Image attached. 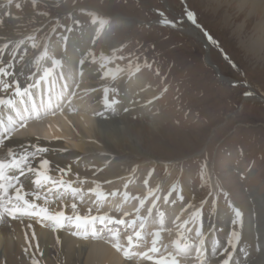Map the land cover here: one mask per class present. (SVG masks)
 Here are the masks:
<instances>
[{
	"label": "rangeland",
	"instance_id": "obj_1",
	"mask_svg": "<svg viewBox=\"0 0 264 264\" xmlns=\"http://www.w3.org/2000/svg\"><path fill=\"white\" fill-rule=\"evenodd\" d=\"M56 2L57 0H38L37 7L34 9L32 2L29 3L28 0H14L8 8L14 17L25 20V33L31 31L32 35L43 39L51 31L52 26L59 22L60 25L73 27V31L69 33L74 39L72 42L82 41L86 46L90 37L88 29L93 26L89 18L73 8V0H59L60 6L54 7L53 4ZM15 3H20L22 8L17 9ZM77 3L88 9L99 11L105 17L112 15L113 17L109 20L119 18L122 21L112 29L105 30L106 34L103 35L106 41L100 44L102 49H99V43L92 42V44H95L100 52L110 51L111 47L120 48L123 44L124 50L117 52L116 55L122 54L125 59L114 60L109 67L115 69L119 65L125 71L114 80L117 85L112 80L110 83L107 82V85H113L116 89L122 82L121 78L125 76L122 87L110 94H113L117 101L120 100L118 102L127 103V108L134 107L131 104L136 102L142 105L140 109L134 110L133 115H129V121L133 123V132L141 128L143 130V152L135 156L129 154V157L124 155L123 159L113 161L115 166L124 167L125 171H128L127 175L122 177V174L118 180L114 179L116 182L110 179L113 180L111 184L103 183L104 180L99 179L97 183H102H99L100 190L108 193L117 188L120 191L127 190L132 195H143L146 191L143 180L149 172H152L150 186L160 185L157 195L167 194L175 185L177 192L183 195L185 204L190 202L196 208H201V201L204 202L200 220L208 235L206 240L209 238L210 248L211 242L219 235L222 242H227L234 229L241 234L242 247L245 243L242 240H246L245 235L251 234L250 238H254L259 227L264 224L263 219L261 220L263 224L259 223L256 214L259 212L264 215V205L260 204L262 209L252 212L243 211L250 205L260 206L258 203L260 200L264 204V61L247 53L243 38L241 39L234 32L244 21H238L236 25L234 24L235 26L225 23L228 20L227 13L219 12V8L222 4L227 5L229 3L227 0H77ZM186 10L194 14L197 24L200 25L199 28L187 19ZM37 12H47L48 15H37ZM69 12L81 21L80 26L72 25V21L67 16ZM160 12L164 13V19L173 21L179 30H173L174 34L168 32L167 29H173V26L160 23L162 19L159 16ZM149 23H153L154 26L148 27L146 31L139 26ZM133 25H135L132 30L135 32V38L129 41V30ZM88 26L90 27L87 28ZM189 26L194 28L189 30ZM206 27L213 33L210 36L216 41L215 45L204 35V32H207ZM116 30L119 31L117 34ZM247 35L243 36L247 37ZM127 41L131 42V45L127 46ZM202 42H205L206 48ZM218 43L221 45L219 46ZM231 56L236 60L237 68L230 61ZM205 57L208 61L206 64ZM129 59L132 61L131 66L128 65ZM146 62L150 67L145 66ZM137 64L141 69L139 72L152 78L153 83L143 79L139 73L129 75L135 72ZM242 74L246 76L242 77ZM218 75L222 77L218 78ZM84 79H88L85 73ZM88 80L87 82L83 80L85 85H81L82 88L90 85ZM88 82L89 84L86 85ZM229 82L233 85H228ZM102 84L105 85L106 82ZM102 84L94 87L102 90ZM164 87L169 89L165 98L153 99L158 97V93ZM246 92H250L251 95H245ZM95 93L97 92L84 96L82 99V102H85L84 110L75 114L79 112L91 114L96 107L93 103ZM130 93L132 96L128 100ZM148 101L151 103L149 104ZM76 106L82 107L79 101L76 102ZM141 111H143L142 117ZM71 114H68L69 117ZM45 120L48 121L44 119L43 122H46ZM152 126L158 127V131L151 129ZM178 134L184 136L183 140H178L180 139L177 137ZM25 136L26 134L23 135ZM42 137L49 138L45 135ZM56 140L50 138L49 144H54L57 151L60 149L55 142L62 143L68 151H75L78 148L75 135L62 136L61 139ZM12 141L16 142V140ZM47 148V153H52L59 161L57 167L68 169L64 167L67 165V160L57 155L51 149L52 147L47 146ZM202 170L206 173L204 180L201 179ZM84 179L86 182L83 185L88 188L81 196L82 200L89 204L85 209L78 204L76 211L88 213L89 209L96 206L93 203L90 204L93 199H96L95 195L88 192V189L95 185L92 184V177L86 176ZM129 181H131L130 187L121 189L123 188L121 185ZM77 185L78 182L74 183V187ZM64 195H70V197L63 198V204L60 207L73 212L71 205L75 197L70 193ZM172 199H176L175 193L170 197V200ZM161 202H159L161 210L164 209L169 218L178 214L181 204L184 203L177 200L175 205L170 206ZM104 205L105 203H101V207ZM235 208L242 212L241 222L236 225L233 224L236 219ZM194 210L195 208L190 209V211ZM187 215V213L184 214L185 218ZM212 218H216L217 225L215 224L213 229L209 230L206 223L209 225ZM168 237L165 234L164 242L167 239L170 240ZM260 247H264L262 243ZM192 257H195L194 251L184 258L187 259V263H191ZM184 258L181 264L186 260ZM192 264H195L194 260Z\"/></svg>",
	"mask_w": 264,
	"mask_h": 264
},
{
	"label": "snow or ice",
	"instance_id": "obj_2",
	"mask_svg": "<svg viewBox=\"0 0 264 264\" xmlns=\"http://www.w3.org/2000/svg\"><path fill=\"white\" fill-rule=\"evenodd\" d=\"M32 6L37 7L38 0H31ZM8 5H12L14 0H7ZM54 7H59V0L53 4ZM3 7V5H0ZM17 9H21L20 3H15ZM73 8L78 10L79 13L87 16L90 23L94 26L96 36H99L105 27L109 24V18L94 9H88L80 6L77 0H73ZM37 15H48L47 12H37ZM187 19L190 20L197 28L200 27L196 22V18L191 11H185ZM3 17H14L10 11L2 13ZM68 19L72 21L73 26H80L81 21L74 17L72 12L67 14ZM159 16L162 18L160 23L163 25L175 26L173 21L164 19V13L160 12ZM4 20L0 18V26H3ZM62 29V31H58ZM39 31V29H37ZM73 27L69 25H60L59 22L53 25L51 31L44 37L43 44H38L34 35H26L19 39L0 35V55L5 52L10 56L7 64L0 61V106L4 109H10L11 113L6 118H0V150L3 155H0V222H6L7 219L18 220L21 217L37 218L36 223L44 225L45 221H50L56 228L65 226V222L72 226L74 229L71 235L84 239V240H104L109 246L117 253L122 254L124 260L131 264L135 261L136 264H181V260L187 257L190 252H195L196 264H210V260L217 259V264H248L243 259H238L239 256L247 257L248 253L243 247H238L241 234L238 230H233L225 245H221L219 241L213 240L211 242V256L208 255V241L206 240V232L200 220L201 208L203 201H201V208H196L193 204L182 203L179 213L173 218H169L166 212L161 210L160 201L166 205H175L177 200L183 202L184 197L177 192L175 185H173L167 194L161 196L157 195L160 185L156 187L150 186V177L152 172H149L147 177L144 178L143 184L146 191L143 195H132L129 191H120L119 189L104 193L100 190V185L96 180L92 181L95 185L88 189V192L94 194L96 199L93 204L96 205V214H92V209L85 215H80L76 212L77 205H71L73 215L68 216L64 211L50 212L48 207L44 206L50 203L49 196L55 195L60 199L64 194L70 193L73 197L80 196L83 191L82 187H73V183L78 182L83 185L86 181L79 177L77 174V181H66L63 177L66 176L71 169L59 168L61 174L59 179H53L49 175V161L41 157L39 167H33L30 163L31 158L40 156L41 153L48 151L47 147H43L38 143H32L29 146L33 149L28 151V147L20 153L13 151L12 148L7 147L6 142L9 141L14 133L27 127L29 120H38L42 116L52 115L55 116L57 112L64 114L65 109L69 113H77L79 109L74 105V100L83 99L91 93L97 92L95 87H81L84 80V71L87 64L98 65L99 79L116 80L117 76L125 71L119 65L115 69L109 67L114 60H124V56H117L116 53L120 52L123 48L112 47L111 55L105 54L103 51L97 53L94 49H89L83 53L78 62L73 65L71 72L65 73L61 71L56 80L49 81V77L53 75L54 70L59 66L63 67V61L57 59L54 55L50 56L48 49L53 43V34L57 41L66 45L68 35L71 33ZM204 35L208 40L215 45L216 41L207 33ZM95 40V38H94ZM27 42H31L32 48H41L36 62L47 59L50 61V67L43 69V73L38 78L34 79L27 87H21L20 84L12 79L7 78L12 76L13 73L9 71L13 67L12 61L19 55V61H23L27 54V49L22 48ZM128 65H132V61L128 60ZM146 67L150 65L145 63ZM140 66H135V72L129 75H135L140 71ZM35 75V74H34ZM31 79V77H30ZM62 82V83H58ZM42 84H47L48 87L42 88ZM103 104L105 110L111 108L112 105L118 101L111 92L116 89L110 85H103ZM32 89H38L40 92V100L37 103L36 95ZM58 89V90H57ZM166 91V89H165ZM83 93V96L81 95ZM245 95H251L246 92ZM158 97H153L157 99ZM151 103V101H148ZM125 111H128L125 108ZM102 111L93 110L90 114L93 121L103 117ZM83 127H90L85 117L81 116ZM71 124V122H70ZM73 131L79 136L80 132L72 125ZM39 140V137L35 138ZM59 139V137H53ZM95 142V141H93ZM99 171V170H98ZM133 172L135 169L132 170ZM26 173H32L34 179L32 181L35 186L33 191H25L20 177ZM95 175V173H93ZM206 173L202 170L201 179L204 180ZM123 179V178H121ZM210 179V177L208 178ZM104 183L111 184V180H105ZM129 182L123 184L124 189H128ZM173 193L176 194V199L170 200ZM211 195V193H209ZM31 197V198H28ZM109 197H119V203L116 204L114 211L119 215H112L109 212H101L100 205L103 202L109 201ZM83 199L82 196H80ZM43 200L44 205L37 203ZM135 203H132V202ZM131 203V208H126L125 205ZM231 206V205H230ZM195 208L194 211L190 209ZM187 213V218L184 214ZM235 220L233 224H239L242 218V212L234 209ZM97 225L101 227L98 229ZM29 229L32 224L27 225ZM167 234L170 237L168 243L164 242V236ZM174 235V238H172ZM25 239H28L27 234ZM31 239L36 240V233H31ZM59 243V238H57ZM35 250L39 251V244L35 246ZM264 252V249H258ZM28 251L27 248L24 249ZM32 264H40V261L35 257L32 258ZM264 264V261H261Z\"/></svg>",
	"mask_w": 264,
	"mask_h": 264
},
{
	"label": "bare ground",
	"instance_id": "obj_3",
	"mask_svg": "<svg viewBox=\"0 0 264 264\" xmlns=\"http://www.w3.org/2000/svg\"><path fill=\"white\" fill-rule=\"evenodd\" d=\"M228 1L229 3L227 5L222 4V6L219 8V12L224 11L227 13L226 18L228 20H226L225 23L229 25L231 24L236 25L238 21L243 20L244 21L243 24L239 26L238 30H234V32H236V34L240 36L241 39L243 38L242 40L244 43V48L247 53L254 55L255 57L264 61V0H227V2ZM0 5H3V7H0V18L4 20L3 26H0V35L12 37L14 39H19L26 35H32L31 31H29L30 33H28V31L26 33L24 32L26 29V24L24 22L25 20L22 21L21 19H13L10 17L2 16L3 12L9 11L7 0H0ZM120 22L122 23V21L119 18L110 20L109 24L105 27V29L101 32L99 36H96V33L94 31V26H91L88 29L90 37L86 45L87 47L84 45L85 42L83 43L82 41H79L78 43L77 41H74L71 46H68L67 56L68 58L70 57L67 60L68 65L73 67V65L78 62L82 54L89 49H94L97 53H99L100 50L96 48V46L92 45V42H94L95 44L99 43V45L103 44L106 41V38L103 35V34H106L105 30L109 28L112 29L113 26H115L116 24H119ZM193 28L194 27L192 26L188 27L189 30ZM23 32L24 34H22ZM244 34H248L247 37H244L243 36ZM196 35L198 36V34ZM69 36H70V42H72V40L74 39L71 38L72 35H69ZM129 41H131V39ZM22 48L27 49V54L25 55L23 61H19V55L16 57L15 60L12 61L13 67L9 69V71H11L13 75L7 78L9 81L12 79L16 80L20 84L21 87H23L30 81V77L32 76V73L35 67V62L37 59V55L35 54L37 48L35 49L32 48L31 42L26 41V44L22 46ZM104 53L107 55H111V50L104 51ZM10 59L11 58L7 54V52H5L3 55H0V61H3L4 64H7ZM97 69H98V65L89 63L85 66L84 72L87 74V78L90 80L91 87L98 86L105 82L107 84V82L111 81V80L101 81L99 79L100 73H98ZM63 72L68 73V72H71V70H69L68 68H63ZM87 80L84 79V81L86 82ZM120 81L122 82L119 84L118 86L119 88L122 87V85L125 83V77H122ZM134 81H135L134 83H136L135 79ZM88 84L89 82L86 83V85ZM84 85H85V82L82 84V86ZM111 87H113V85ZM82 96H83V93H82ZM131 96L132 94L130 93V95L127 97L128 100ZM94 97L95 98L93 99V101L95 102L94 106H96L95 107L96 111H102L104 113L103 117L98 118L95 122L91 119L90 114L88 115L85 112H84L85 114H83L82 112H79L78 114H75L73 116L71 114L70 117L69 115L65 114V115L59 116L58 118H49V120L46 123H42V124L37 123V124H33L27 127L28 134L32 135V138H29V137L22 138L21 136L16 135L17 136L16 138L15 137L11 138L9 141L6 142L7 147H10L13 149V151L20 153L24 150L25 147H28V151H32L33 149L29 146L32 143H38L39 145L43 147L50 146L52 147L51 149L57 155L63 158V160L64 159L67 160L66 162L67 165H64V167L65 168L68 167L71 169L70 173L75 175V179H77V174H79L80 178L84 179V177L90 176L92 177L93 180H96V181H98L99 179H102L104 181L110 180V179L118 180L122 174H123L122 177H124L125 175H127L126 173L128 171L126 172L125 171L126 169L124 167H119L118 165L115 166V164H113L114 163L113 161L123 159L124 155L128 156L130 154V155L135 156L143 152L142 151L143 150V146H142V140H143L142 131L143 130L141 128V130L133 132L132 131L133 123L129 121V117H130L129 115H133L134 110L140 109L142 105L136 102V103L131 104V105H134V107L130 106L129 108H127L128 107L127 103H124L121 105L116 103L112 105L111 108L105 110L104 104H103V89ZM128 100L127 102L129 103ZM77 101H79V103H82V99H77L76 102ZM86 104H88V102H86ZM2 108L3 107L0 106V110ZM125 108H127L128 111H125ZM9 114H11L10 109L3 108V110L0 111V116H4L5 118ZM142 114H143V111H141V117L143 116ZM81 116L85 117V120H87L90 127L88 128L83 127ZM72 125H74L76 127V130L80 132L79 136H77L76 132L73 131ZM151 129L153 130L155 129V131H158V127L156 126H152ZM203 129L205 130V128ZM70 134L75 135V140L77 141L76 146L78 148L75 151H70V150L68 151L66 150V147L62 145V143L55 142L56 146H58L59 149L61 150V151L59 150L60 151L59 152L57 151V148L55 147L54 144H49L50 138L59 137V139H61L62 136L68 137ZM42 135L48 136L49 138H44L42 137ZM36 137H39L40 139L36 140L35 139ZM177 137L180 138L178 139L180 141L181 139L183 140L184 136L183 135L179 136L178 134ZM59 139H57L56 141H58ZM12 140H16V142ZM172 142L173 141H171V143ZM72 145H75V144H72ZM0 154L3 155L2 150H0ZM41 157L44 159H47L50 162L49 163V169H50L49 174L52 175L53 178L59 179L61 177V174L58 171L59 168L57 167L59 166L58 165L59 161L57 160V158H55V156L52 153H47V152L41 153L40 156L31 158L30 162L32 166L38 168L40 165ZM93 173H95V175H93ZM29 180H31L30 174H27L26 176H24L23 181H29ZM99 183L102 184L101 182ZM121 186H123V184ZM79 187H82L83 190L85 189L84 185H79ZM114 189H117V188H114ZM121 189H124V188L121 187ZM119 199H120L119 197L117 198L109 197V201L105 202L106 206L105 205L104 206L107 207L109 210H113L112 215H117V216L119 215V213L114 211L116 204L119 203ZM184 203H185V199H184ZM258 203L259 205L260 204L262 206L264 205L261 200L258 201ZM51 204L53 207H55L57 203L53 201L51 202ZM75 204L78 205L77 202ZM79 205L82 209H85L86 207V203L82 201L79 202ZM261 205L260 206L250 205L247 209H244L243 211L252 212L253 210H259V209H262ZM128 208L130 209L131 205H129ZM93 211L96 212V206L93 208ZM167 211L169 210L167 209ZM256 214H257V220H259V223L261 222L262 219L264 222V215H261L259 212ZM215 222H216V218L215 219L212 218L210 220L209 225H207L206 223L207 229L209 228L210 230V228L215 226L216 224ZM29 223L31 222L16 221L13 223L11 228H8L6 225L0 224V264H32L33 257L38 259L40 261V264H128V262L124 261L123 258L119 255V253L112 250V248L109 245H106L102 242L90 244L88 243V240L80 239V238H77L71 235L69 233L70 226L65 227L62 232H59L57 230H54L53 227L47 226L48 222H45L46 228L38 227L34 223H31L32 224L31 229L27 227ZM261 224L263 223L261 222ZM33 231H35L36 233V237H37L36 240L31 239V233ZM259 231L264 232V224L263 226L259 227ZM26 234L28 236L27 240L25 239ZM245 237L247 238V235H245ZM57 238H59V243H57ZM221 239L222 238H220V235H219L217 240L219 241L221 245H225L226 242H222ZM262 239L263 240H261L262 241L261 243L264 246V238ZM207 241L209 243V238H207ZM242 241L245 242L244 239ZM37 243L39 244L38 252L35 250V246ZM245 245H246V242L243 243L242 247H245ZM238 247H241L240 242H239ZM25 248L28 249L27 252L24 251ZM260 249H264V247L263 248L260 247ZM208 255L211 256L210 249L208 251ZM243 260L247 261L248 264H261V261H264V252L260 251L259 254L256 253L254 255V258H251V259L248 256L244 257ZM131 264H136V262L133 261L131 262Z\"/></svg>",
	"mask_w": 264,
	"mask_h": 264
},
{
	"label": "trees",
	"instance_id": "obj_4",
	"mask_svg": "<svg viewBox=\"0 0 264 264\" xmlns=\"http://www.w3.org/2000/svg\"><path fill=\"white\" fill-rule=\"evenodd\" d=\"M177 2H179V1H177ZM188 7L190 8V4H189V3H188ZM133 23H134V22H133ZM200 23H201V21H200ZM139 26L142 27L144 31H146V30L148 29V27H151V26H154V25L147 26V24H145V25H139ZM133 28H135L134 25L132 26V29L129 30V33H130L129 39H131V40H133V38H135V32L132 31ZM206 30H207V33H208L209 35H210V34H213V33H211V31H210L207 27H206ZM167 31H168V32H171V33L174 34V32H173L172 29H167ZM131 32H132V33H131ZM185 37H186V36H185ZM218 44H219V46L221 45V43H218ZM126 45H127V46L131 45V42L127 41ZM122 49L124 50V46H123ZM141 51L143 52V50H141ZM143 54H144V53H143ZM197 61H198V63H199V59H198V58H197ZM230 61H231V62L234 64V66L237 68V62H236L235 59L232 58V56H231ZM243 76H246V75L242 74V77H243ZM244 78H245V77H244ZM165 89H166V91H167V87H164V88H163V91H162L163 94L166 93ZM166 126H168V125H166ZM168 127H169V126H168Z\"/></svg>",
	"mask_w": 264,
	"mask_h": 264
},
{
	"label": "water",
	"instance_id": "obj_5",
	"mask_svg": "<svg viewBox=\"0 0 264 264\" xmlns=\"http://www.w3.org/2000/svg\"><path fill=\"white\" fill-rule=\"evenodd\" d=\"M173 29H177V30H179L178 28H175L174 26H173ZM202 44H203L204 48H206V44H205V42H203ZM204 62H205V63H208L206 57L204 58ZM221 77H222V76L218 75V78H221ZM229 84H231V83L229 82Z\"/></svg>",
	"mask_w": 264,
	"mask_h": 264
}]
</instances>
